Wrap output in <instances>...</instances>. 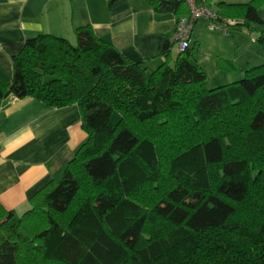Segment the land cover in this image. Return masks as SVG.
Here are the masks:
<instances>
[{
	"label": "trees",
	"instance_id": "obj_1",
	"mask_svg": "<svg viewBox=\"0 0 264 264\" xmlns=\"http://www.w3.org/2000/svg\"><path fill=\"white\" fill-rule=\"evenodd\" d=\"M254 1L219 0L216 23L264 24ZM74 32L27 38L0 73V103L77 104L87 133L29 210L0 205V264H264V64L208 88L198 41L175 58L166 43L152 67L90 25Z\"/></svg>",
	"mask_w": 264,
	"mask_h": 264
},
{
	"label": "crops",
	"instance_id": "obj_2",
	"mask_svg": "<svg viewBox=\"0 0 264 264\" xmlns=\"http://www.w3.org/2000/svg\"><path fill=\"white\" fill-rule=\"evenodd\" d=\"M205 1L218 11L219 0ZM197 23L193 41L199 42L195 36ZM85 25L114 43L129 60H147L156 67L164 61V45L175 43L177 17L156 13L146 0H118L111 6L109 0H0V73L12 78V57L27 38L47 33L72 40L75 29ZM174 50L173 45L175 58L178 50ZM222 59L230 61L219 57L217 68ZM225 65L232 70L230 64ZM237 70L244 72L240 66ZM81 117L77 104L52 108L30 97L2 100L0 205L22 215L30 209V199L38 191L62 178L66 165L87 139Z\"/></svg>",
	"mask_w": 264,
	"mask_h": 264
},
{
	"label": "rangeland",
	"instance_id": "obj_3",
	"mask_svg": "<svg viewBox=\"0 0 264 264\" xmlns=\"http://www.w3.org/2000/svg\"><path fill=\"white\" fill-rule=\"evenodd\" d=\"M237 1L238 3H243L240 2L242 0ZM246 1L250 0H244V2ZM254 3L264 20V0H255ZM209 24V20L200 18L195 29V36L199 39V61L207 72L206 86L208 88H215L223 85L222 83L227 84L240 80L245 77V72L249 67L264 64V48L258 41L261 32L264 30V24L251 23L249 26H240L234 22L231 23L232 25L220 26L214 30L209 28ZM71 41L76 44L75 38ZM174 47L175 53L178 50L176 42L174 43ZM219 57H224L230 61L222 59L223 63L217 68L216 59L219 60ZM231 60H235L236 63L234 64L238 66L237 68L239 66L243 67L244 72L240 73L239 70V73H236L238 72L237 69H226L225 64L229 66ZM119 116L116 113L113 119L117 120Z\"/></svg>",
	"mask_w": 264,
	"mask_h": 264
},
{
	"label": "built area",
	"instance_id": "obj_4",
	"mask_svg": "<svg viewBox=\"0 0 264 264\" xmlns=\"http://www.w3.org/2000/svg\"><path fill=\"white\" fill-rule=\"evenodd\" d=\"M188 9L189 15L181 17L177 20L174 41L178 44V52L185 51L193 42V31L196 22L200 18L210 21V29H218L219 24L216 23L219 15L205 0H181Z\"/></svg>",
	"mask_w": 264,
	"mask_h": 264
}]
</instances>
